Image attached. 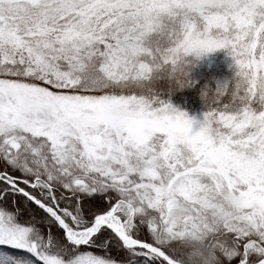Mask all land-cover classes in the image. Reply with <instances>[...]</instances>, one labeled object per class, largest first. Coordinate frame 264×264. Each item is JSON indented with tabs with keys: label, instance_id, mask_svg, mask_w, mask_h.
Returning <instances> with one entry per match:
<instances>
[{
	"label": "snow or ice",
	"instance_id": "1",
	"mask_svg": "<svg viewBox=\"0 0 264 264\" xmlns=\"http://www.w3.org/2000/svg\"><path fill=\"white\" fill-rule=\"evenodd\" d=\"M0 264H264V0H0Z\"/></svg>",
	"mask_w": 264,
	"mask_h": 264
},
{
	"label": "rangeland",
	"instance_id": "2",
	"mask_svg": "<svg viewBox=\"0 0 264 264\" xmlns=\"http://www.w3.org/2000/svg\"><path fill=\"white\" fill-rule=\"evenodd\" d=\"M213 62L214 63H218V62H223L224 61V55H223V53H217V54H215L214 56H213Z\"/></svg>",
	"mask_w": 264,
	"mask_h": 264
},
{
	"label": "trees",
	"instance_id": "3",
	"mask_svg": "<svg viewBox=\"0 0 264 264\" xmlns=\"http://www.w3.org/2000/svg\"><path fill=\"white\" fill-rule=\"evenodd\" d=\"M217 64H222V62H218ZM205 67H207V65Z\"/></svg>",
	"mask_w": 264,
	"mask_h": 264
}]
</instances>
